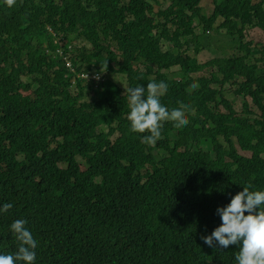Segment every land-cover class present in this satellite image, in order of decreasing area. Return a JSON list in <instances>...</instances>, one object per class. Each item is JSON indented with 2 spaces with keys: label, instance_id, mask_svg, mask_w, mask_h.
Here are the masks:
<instances>
[{
  "label": "trees",
  "instance_id": "1",
  "mask_svg": "<svg viewBox=\"0 0 264 264\" xmlns=\"http://www.w3.org/2000/svg\"><path fill=\"white\" fill-rule=\"evenodd\" d=\"M203 1L0 0V254L27 220L33 264H238L240 244L202 237L244 187L264 191V46L248 40L264 0ZM161 81L189 123L147 144L127 89Z\"/></svg>",
  "mask_w": 264,
  "mask_h": 264
},
{
  "label": "clouds",
  "instance_id": "2",
  "mask_svg": "<svg viewBox=\"0 0 264 264\" xmlns=\"http://www.w3.org/2000/svg\"><path fill=\"white\" fill-rule=\"evenodd\" d=\"M14 2L15 0H6L9 7ZM67 67L71 68L70 61H67ZM82 78L97 82L101 75L94 73ZM191 87L196 88L198 85L194 83ZM166 90L167 85L163 81L149 82L146 95L143 86L127 89L130 107L128 120L131 122V130L138 133L146 131L150 133L142 138L144 143L157 142L161 136L160 122L163 120L176 121L175 126L178 128L189 123L183 111L186 105L181 104L179 109H173L169 113L168 109L160 104L158 97ZM144 96L147 97L146 100L142 99ZM249 187H244L242 192L235 195L227 207L217 209L222 224L210 236L202 237V239L210 247L214 245V241L223 248L240 244V251L236 256L238 264H264V209L259 207L264 204V191H249ZM11 207V204L6 203L2 211L7 212ZM257 209H259L258 212ZM246 212L249 214L245 215ZM26 224L27 220H16L11 224V231L19 242L18 251L15 256L0 254V264H16L17 261L33 264L35 261L34 250L37 247V241L26 228Z\"/></svg>",
  "mask_w": 264,
  "mask_h": 264
},
{
  "label": "rangeland",
  "instance_id": "3",
  "mask_svg": "<svg viewBox=\"0 0 264 264\" xmlns=\"http://www.w3.org/2000/svg\"><path fill=\"white\" fill-rule=\"evenodd\" d=\"M202 6L205 7V8H208V9H213L214 8V4H213L212 0H204L202 2ZM201 32H202V28L198 27L197 33H201ZM210 36H218V33L212 32V33H210ZM219 38L222 39L221 37H219ZM248 40L252 41L254 43V45H256V46H259V45H263L264 46V32H262L260 30H253L251 35L248 36ZM213 42L215 43L213 47L215 49H217L219 47L218 44H217V39H214ZM80 43L81 42H78L77 45H79ZM228 49L229 48H227V51H228ZM209 56L210 55H208V54L203 55L201 57V60L204 61ZM114 76L115 75H110L108 78L114 80L119 86H121L123 88L127 87V84H126V81H125L124 77H114ZM175 77H177V76L175 75ZM93 78L97 79V77H93ZM227 89H228L229 93L226 94V98H228L230 100L232 98V96L230 95L231 94V88L227 87ZM242 100H243L242 97H237L234 100V109H235L236 113H238V114H240L241 110H242V106H243ZM220 112L223 113V114H227L228 113V111L225 108H223V107H220ZM254 117L255 116H252V117H250V119H252Z\"/></svg>",
  "mask_w": 264,
  "mask_h": 264
}]
</instances>
